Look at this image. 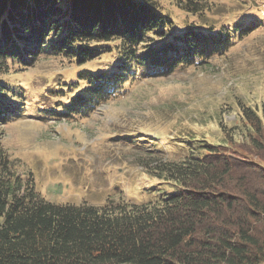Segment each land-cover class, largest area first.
I'll return each mask as SVG.
<instances>
[{"label":"trees","instance_id":"16d2710c","mask_svg":"<svg viewBox=\"0 0 264 264\" xmlns=\"http://www.w3.org/2000/svg\"><path fill=\"white\" fill-rule=\"evenodd\" d=\"M170 1L199 19L209 9ZM257 26L178 27L158 0H0V77L42 55L83 65L115 54L61 89L76 92L67 104L43 109L46 119L89 116L126 82L202 65ZM16 93L0 81V126L23 116ZM241 115L242 154L188 140L182 159L154 166L170 190L141 204L46 201L0 135V264H264V113L242 106Z\"/></svg>","mask_w":264,"mask_h":264},{"label":"rangeland","instance_id":"374dc122","mask_svg":"<svg viewBox=\"0 0 264 264\" xmlns=\"http://www.w3.org/2000/svg\"><path fill=\"white\" fill-rule=\"evenodd\" d=\"M158 1L178 27L210 25L206 28L225 31L238 24L258 26L236 33L224 54L202 65L126 82L121 95L102 102L89 116L53 120L46 119L45 110L67 104L76 92L61 89L76 82L83 69L106 68L115 54L83 65L42 55L30 67L12 66L0 81L20 95L15 99L23 116L0 126V135L18 172L31 173L42 199L72 205L146 203L171 188L154 173L156 164L182 159L188 140L242 154L246 127L241 107L264 113V0H205L209 9L200 19L170 0Z\"/></svg>","mask_w":264,"mask_h":264}]
</instances>
